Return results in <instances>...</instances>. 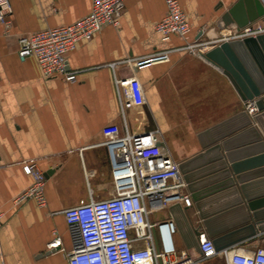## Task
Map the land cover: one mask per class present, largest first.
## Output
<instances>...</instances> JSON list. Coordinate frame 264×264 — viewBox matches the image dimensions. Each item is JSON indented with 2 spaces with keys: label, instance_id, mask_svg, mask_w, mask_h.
Here are the masks:
<instances>
[{
  "label": "crops",
  "instance_id": "obj_1",
  "mask_svg": "<svg viewBox=\"0 0 264 264\" xmlns=\"http://www.w3.org/2000/svg\"><path fill=\"white\" fill-rule=\"evenodd\" d=\"M235 1L178 0L189 40L206 41L192 53L181 48L183 38L155 30L164 0H124L116 24L103 25L69 50L68 67L77 70L73 81L44 79L34 57L17 56V37L70 23L89 11L91 0L3 3L8 24L0 22V264H68L70 226L62 209L113 194L104 124H121L123 117L133 135L157 130L156 144L179 161L201 149L199 130L243 107L226 74L200 53L231 29L220 16ZM263 18L264 12L251 22ZM145 56L149 62L137 65ZM30 160L48 172L42 205L33 198L13 201L32 181L22 169ZM215 195L211 208L216 209L234 196L222 190ZM184 207L173 210L177 248L196 253L185 235L200 221L193 203L186 216ZM261 245L264 230L236 248Z\"/></svg>",
  "mask_w": 264,
  "mask_h": 264
},
{
  "label": "built area",
  "instance_id": "obj_2",
  "mask_svg": "<svg viewBox=\"0 0 264 264\" xmlns=\"http://www.w3.org/2000/svg\"><path fill=\"white\" fill-rule=\"evenodd\" d=\"M164 1L165 13L155 23V30L163 37L178 35L185 41L181 48L197 53L206 41L189 40V25L178 0ZM4 2L6 0H0V22L7 25L2 9ZM123 6L124 0H91L89 11L70 23L20 34L17 56L20 59L34 57L44 79L60 77L73 81L77 70L68 67L69 50L103 25L116 24ZM261 31H264V18L261 23L250 22L231 28L219 39L242 38ZM149 59L147 56L139 58L136 64L144 65ZM137 98L142 100L143 96ZM244 108L250 113L256 111L255 99L244 101ZM101 133L113 194L80 200L62 209L66 223L75 229L70 230L71 246L65 252L68 264H199L214 256L222 257L225 264H264V246L242 251L235 245L216 250L203 231L198 238L199 252L178 249L173 237L176 222L170 211L162 219L152 218L149 212L156 206L191 205L192 198L178 160L156 144L157 130L133 135L123 117L121 124H104ZM22 169L32 181L13 201L33 198L42 205L45 201L43 171L32 160L23 162ZM54 243L59 244V239Z\"/></svg>",
  "mask_w": 264,
  "mask_h": 264
},
{
  "label": "water",
  "instance_id": "obj_3",
  "mask_svg": "<svg viewBox=\"0 0 264 264\" xmlns=\"http://www.w3.org/2000/svg\"><path fill=\"white\" fill-rule=\"evenodd\" d=\"M263 12L260 0H236L220 21L223 26L240 27ZM201 55L226 74L241 101L255 99L257 108H264V32L222 40ZM257 123L255 115L240 108L199 130L201 149L178 161L200 221L194 227L189 224L187 247L199 252L201 231L219 250L264 230V135ZM219 190L232 191L234 196L225 208H211ZM176 207H168L173 219Z\"/></svg>",
  "mask_w": 264,
  "mask_h": 264
},
{
  "label": "rangeland",
  "instance_id": "obj_4",
  "mask_svg": "<svg viewBox=\"0 0 264 264\" xmlns=\"http://www.w3.org/2000/svg\"><path fill=\"white\" fill-rule=\"evenodd\" d=\"M242 108H244V101H242ZM252 113H254V115L256 116V120H257V124H258V127L260 128V131L262 132V134L264 135V108L259 110L257 108L256 111H252ZM157 135V134H156ZM150 212V215L152 218H156V219H162V218H165L167 216V207L166 206H156V207H153L152 210H149ZM70 230L72 232L75 231V229L73 227H70ZM176 232L173 234V237H174V241H175V245L176 247H178V244L176 242ZM263 246V245H261ZM242 250V249H241ZM243 251V250H242ZM199 264H225L224 263V259L220 256H214V257H210V258H207L203 261H201Z\"/></svg>",
  "mask_w": 264,
  "mask_h": 264
},
{
  "label": "bare ground",
  "instance_id": "obj_5",
  "mask_svg": "<svg viewBox=\"0 0 264 264\" xmlns=\"http://www.w3.org/2000/svg\"><path fill=\"white\" fill-rule=\"evenodd\" d=\"M201 52H202V51H201ZM201 52H200V53H201ZM249 100H251V99H249ZM246 112H247V111H246ZM247 114H248V115H254V113H250V112H247Z\"/></svg>",
  "mask_w": 264,
  "mask_h": 264
}]
</instances>
